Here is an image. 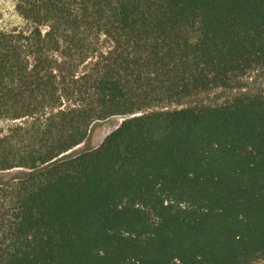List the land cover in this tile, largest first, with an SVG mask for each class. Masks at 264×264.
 I'll list each match as a JSON object with an SVG mask.
<instances>
[{
	"label": "trees",
	"instance_id": "obj_1",
	"mask_svg": "<svg viewBox=\"0 0 264 264\" xmlns=\"http://www.w3.org/2000/svg\"><path fill=\"white\" fill-rule=\"evenodd\" d=\"M15 8L29 26L0 30V264L264 261V96L171 109L264 65V0Z\"/></svg>",
	"mask_w": 264,
	"mask_h": 264
},
{
	"label": "rangeland",
	"instance_id": "obj_2",
	"mask_svg": "<svg viewBox=\"0 0 264 264\" xmlns=\"http://www.w3.org/2000/svg\"><path fill=\"white\" fill-rule=\"evenodd\" d=\"M28 24L16 11L15 0H0V30L10 31L13 29L27 30ZM109 44H106L108 47ZM264 96V65L256 66L248 71L231 77L227 86L214 88L207 92L199 93L187 98L182 105L171 109L188 108H218L232 104L238 98H252ZM126 117L115 116L103 121H97L91 129L89 139L77 148L81 151L88 148L99 147L104 139L115 130ZM6 126V123H0ZM13 172H5L1 175L6 179ZM255 264H264L263 260Z\"/></svg>",
	"mask_w": 264,
	"mask_h": 264
},
{
	"label": "water",
	"instance_id": "obj_3",
	"mask_svg": "<svg viewBox=\"0 0 264 264\" xmlns=\"http://www.w3.org/2000/svg\"><path fill=\"white\" fill-rule=\"evenodd\" d=\"M77 148H79V146H78ZM77 148H75V149H77ZM68 153H69V152H68Z\"/></svg>",
	"mask_w": 264,
	"mask_h": 264
}]
</instances>
